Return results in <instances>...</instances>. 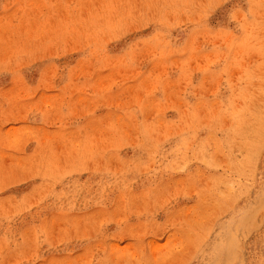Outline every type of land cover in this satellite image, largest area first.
Returning <instances> with one entry per match:
<instances>
[{"label": "rangeland", "instance_id": "obj_1", "mask_svg": "<svg viewBox=\"0 0 264 264\" xmlns=\"http://www.w3.org/2000/svg\"><path fill=\"white\" fill-rule=\"evenodd\" d=\"M0 264H264V0H0Z\"/></svg>", "mask_w": 264, "mask_h": 264}]
</instances>
